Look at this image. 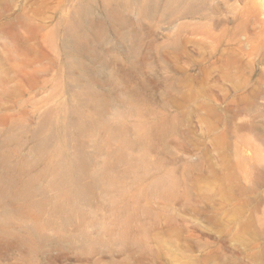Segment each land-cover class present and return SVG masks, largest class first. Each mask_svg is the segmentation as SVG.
<instances>
[{"label": "rangeland", "instance_id": "rangeland-1", "mask_svg": "<svg viewBox=\"0 0 264 264\" xmlns=\"http://www.w3.org/2000/svg\"><path fill=\"white\" fill-rule=\"evenodd\" d=\"M81 8L87 27L73 39ZM261 9L0 0V264H264L253 232L264 233V204L246 231L236 188L249 186L252 151L230 134L245 85L264 73ZM87 85L96 100L80 96ZM257 112L242 123L263 122ZM77 150L94 181L75 211L72 187L54 181Z\"/></svg>", "mask_w": 264, "mask_h": 264}, {"label": "bare ground", "instance_id": "bare-ground-1", "mask_svg": "<svg viewBox=\"0 0 264 264\" xmlns=\"http://www.w3.org/2000/svg\"><path fill=\"white\" fill-rule=\"evenodd\" d=\"M114 1H117L119 3H124V2L127 3V2L135 1V2H137L139 8L142 10H152L153 8H155L156 6H158L159 4H161L163 2L165 3L166 7L170 8V9L191 10L199 2H201L203 0H114ZM83 11L84 10L81 8L78 12L79 13L77 15L78 17L73 18V20L69 24L68 31H69V34L73 37V39L79 35V32L82 29L85 30L87 27V24L85 22L86 20L84 19V16H83ZM257 13L264 20V9L258 10ZM111 18L114 22H115V20L117 21V19L119 18L118 12L114 11L111 14ZM73 46H76V44L74 43ZM245 86H247V89H248L247 94L244 96H239V98H238L236 110H235V113L233 114V118L231 120L233 127L231 128L230 134L232 136H234L237 140L242 141L243 143H246V145L248 144V146H250V149L252 151L250 156H249V166L247 167L248 168L247 169V176L251 180L249 182V186L241 185L239 179H236L237 190L240 191V193L248 194V198L244 201H241L240 204L248 206V207L250 205V207H251L250 216L248 217L247 221L244 224L245 230L250 231L256 227V213H259L261 211V208H262L261 206L264 204V197L261 195V190H262V188H264V151H263V149L262 150L260 149V145L262 146V148L264 147V121L261 122L259 120L261 123L257 122L256 120L259 116H256L257 117V118H255L256 122L255 121H249V122H247V124H243L242 123V117H243V112L245 109H249V110L254 109V110H257L258 112L260 111V115L263 114L261 112H262V110H264V108L261 107L262 108L261 109L257 106V100H259L260 98L264 99V73H262L260 75L259 79H257V80L251 79ZM79 94L81 97H83L84 99L89 100V101L90 100L94 101L98 98V90L93 85H87L86 87H84L82 89V91ZM81 100H82V98H81ZM82 102H83V100H82ZM82 102H81V104H82ZM67 105H68V103H67ZM241 105L244 106V108L241 107ZM70 109H68V110H70ZM51 115L52 114H50L48 116H50V118H51ZM82 117L83 116H81V114H79V112L78 113L74 112L72 125H73L74 129H76V131L81 130V128L83 127L84 122L82 121ZM262 117L264 118V114L262 115ZM47 118H49V117H47ZM67 118H68V114H67ZM263 118H261V119H263ZM66 119H65V122H66ZM251 120H254V118ZM68 121H69V119H68ZM44 123H45V125H47V129H49V130L54 129L55 123H53L52 121H47V120L45 121L44 120L43 124ZM42 130H43V132L45 131L43 128H42ZM68 131L69 130H67V133H68ZM48 133H49L48 137L44 138V140L42 139V141L39 143V146L37 145L39 147V151L46 150L47 147L53 146L52 144L50 146H48V145L50 144V137L55 132L53 131V133H52L50 131ZM56 143H58V142H56ZM49 149L50 148H48V150ZM43 153H45V152H42V154ZM57 153L59 155V152H57ZM57 153H55V154H57ZM55 157H56V155H55ZM88 164H89L88 157L86 155H84L82 152L77 150V152L75 153V155L73 156L72 159L68 160L65 158H61L58 162V165H57L59 167V173H58L57 178L54 181V183L56 185H58L59 187L65 186V185H70L72 187L71 188L72 189L71 198L70 197L69 198H70V202L72 204V208L75 211L79 210V206H80L79 202H81L80 200L82 198L84 199V197L88 194V192L91 189L92 182L94 181V180L92 181L90 178H89V180H91L92 182L87 180ZM56 172H58V171H56ZM166 181H167L166 179L165 180L164 179L158 180L157 185L162 186L165 184ZM67 196H69V195H67ZM263 227H264V225H263ZM253 232L258 234L259 236H262L264 234L263 232L256 231L255 229L253 230Z\"/></svg>", "mask_w": 264, "mask_h": 264}]
</instances>
